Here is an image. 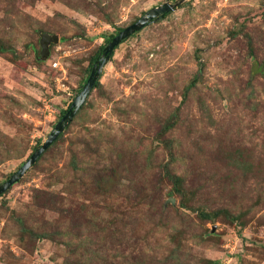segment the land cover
Segmentation results:
<instances>
[{
  "label": "rangeland",
  "instance_id": "374dc122",
  "mask_svg": "<svg viewBox=\"0 0 264 264\" xmlns=\"http://www.w3.org/2000/svg\"><path fill=\"white\" fill-rule=\"evenodd\" d=\"M165 1L0 0V183L63 115L104 39ZM43 32L58 36L46 58ZM113 51L61 138L0 195V264H73L89 249L115 263L264 264V72L252 73L264 0H185ZM105 164L119 180L108 195L92 187ZM164 165L194 208L169 193ZM198 205L226 215L202 220ZM19 217L56 237L22 234Z\"/></svg>",
  "mask_w": 264,
  "mask_h": 264
},
{
  "label": "trees",
  "instance_id": "16d2710c",
  "mask_svg": "<svg viewBox=\"0 0 264 264\" xmlns=\"http://www.w3.org/2000/svg\"><path fill=\"white\" fill-rule=\"evenodd\" d=\"M95 3H98V2H95ZM168 14L169 13L164 14L159 19L165 18ZM159 19H157V20H159ZM243 26H244V24H241L240 23V25H238L237 28H235V29L232 30V32H231L232 35H235L237 32L243 31ZM123 28L118 27L115 33L109 34L104 39V43H102L101 45H99V47L89 57V63L87 65V67L85 68V75L83 77V82L81 83L82 85L86 81V79H87V77H88V75L90 73V70L92 68L93 63L95 62V60L99 57L100 53L102 52L104 45L107 42H109L112 39V37L114 35H116ZM135 33H133V34H135ZM8 48L9 47H6V45L4 43L0 42V53L1 52H4ZM251 51H252V48H251V43H250L249 44V52H251ZM113 52H112L111 56L113 55ZM254 64H255L254 66H256V67H252V73L264 72V63L263 62H257V63H254ZM100 77H101V75H100ZM100 77L96 80V82L94 84V87L100 85V81H99L100 80ZM195 77H196V75H195ZM82 85L80 86V88L78 90L81 89ZM191 85H193V83H191ZM191 85H189V87ZM187 91H189V90H187ZM184 96H186V93H184ZM69 105H70V102H69ZM69 105H68V107H69ZM68 107L67 108H64L62 110L63 113L68 109ZM81 108H82V106L80 107V109ZM61 116H62V114H61ZM172 126L173 125H172L171 122L170 123H166L163 126L162 132H165V131L168 132L172 128ZM66 128H67V126L65 127V129ZM62 135H63V132L60 133L59 136L57 137V139L37 158V160L35 161V163L39 159H41V157L44 155V153L53 144H55L56 141L59 138H61ZM165 143L169 147V146L172 145V140L171 139H168V140L165 141ZM39 145H35L34 148H33V150L36 147H38ZM33 150L31 151V153L33 152ZM73 150H75V149H71L72 157H71V160H70V166L72 168H74L75 170H78V169H81L82 167H81V165L78 164L79 163V160H77L75 152H72ZM242 161H244V160L242 159ZM82 162H80V164H82ZM164 166H165V169H166V174H167L168 180L170 181L171 186H172L171 189L169 190V193L170 194L176 193L180 197L179 206L181 208H184V209H188V208L189 209H192V208H194V205H193L194 202H195V199L193 198L194 193L192 191H189L188 188H186V186H185L186 180H185L184 176L182 174H177L174 171H171V170L167 169L168 168L167 165H164ZM86 167H83V168H86ZM114 170L115 169L112 166H107L105 164V166H102V171L101 172H96L95 179L92 182V187L96 188V189H94V191L97 190L99 194L108 195L107 193L109 191L111 192L113 189H115V187H117V184H118L119 180H118V178L116 179L115 177H112L114 175ZM194 197H195V195H194ZM197 210H198V216L202 220H213V219H215L219 215L220 212L225 213V215H226V210L225 209L220 210V211L209 212V211H206V210L200 208V206L198 205V209ZM21 219L22 218L19 217L18 221H19V224H20V231H21L22 234H29V235L32 236V238H48V239H52V240L57 235L56 232H54L53 235H51L47 231L35 232L31 228L26 227L24 225V222L21 221ZM90 250L91 249L86 250V251L84 250L82 253H80V255L72 263L73 264H153V263H155V264H157V263H159V264H167V262L165 261V259H163V258L160 259V258H156V257H153V256H146V257H143V258L132 259V260H129V262H125V263H122V261H120V263H117V262L115 263L114 261L110 260L104 254L103 251H101V250H92V251H90ZM214 263H215V261H212V260H208L207 261V264H214Z\"/></svg>",
  "mask_w": 264,
  "mask_h": 264
},
{
  "label": "water",
  "instance_id": "95a60500",
  "mask_svg": "<svg viewBox=\"0 0 264 264\" xmlns=\"http://www.w3.org/2000/svg\"><path fill=\"white\" fill-rule=\"evenodd\" d=\"M184 1L185 0H175L171 2L170 0H167L162 4L149 8L148 10L144 11V13L137 20L121 29L116 35L112 37L109 42L104 45L99 57L93 63L86 81L83 83L81 89L71 101L68 109L54 124V127L47 134L43 142L33 150V152L15 172H13L7 179L0 183V195L7 191L14 183H16L35 163L37 158L57 139L59 134L63 132L80 107L85 103L86 98L93 89L96 80L100 77L104 65H106L110 60L113 50L133 33L140 31L146 25L159 19L164 14L174 11ZM57 40L58 36L56 34H49L46 32L41 33L39 40L41 46V58L48 57L49 44L51 42H57ZM170 201H173V199L171 198Z\"/></svg>",
  "mask_w": 264,
  "mask_h": 264
}]
</instances>
